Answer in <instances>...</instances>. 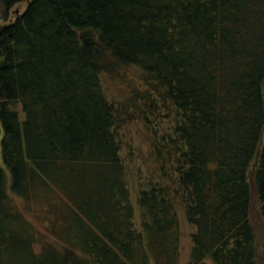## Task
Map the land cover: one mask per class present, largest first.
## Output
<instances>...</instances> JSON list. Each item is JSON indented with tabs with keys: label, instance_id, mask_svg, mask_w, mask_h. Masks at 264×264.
I'll return each mask as SVG.
<instances>
[{
	"label": "trees",
	"instance_id": "1",
	"mask_svg": "<svg viewBox=\"0 0 264 264\" xmlns=\"http://www.w3.org/2000/svg\"><path fill=\"white\" fill-rule=\"evenodd\" d=\"M21 2L0 0V264H180L183 213L186 264H264V0H28L11 21Z\"/></svg>",
	"mask_w": 264,
	"mask_h": 264
},
{
	"label": "rangeland",
	"instance_id": "2",
	"mask_svg": "<svg viewBox=\"0 0 264 264\" xmlns=\"http://www.w3.org/2000/svg\"><path fill=\"white\" fill-rule=\"evenodd\" d=\"M28 0H22V2L18 5H16L13 9V12L11 13L10 20L13 21L16 16L21 15L27 5ZM110 95L113 97V93H110ZM140 133H142V130L140 128L139 124L131 123L127 126H123L122 129L118 132V137L122 142V150L121 155L123 158L132 163H135V166H139V163L136 161L137 155H133L131 153H135V148L138 147L142 143L140 138ZM146 149V148H145ZM137 187V184L135 185L134 181H131V189ZM55 195L57 197H61L59 193L54 190ZM15 203L17 207V211L20 213V215L23 217L25 222L28 223L30 227L34 229L37 233V240L40 243H44L48 237H52L53 233L50 232V228H52V223H50V219L47 217V213L45 212L44 208L41 206L40 203L34 202L33 204L28 203L27 201H23L22 199L15 198ZM53 203H56L59 205L58 198L53 197ZM70 208H72L70 206ZM60 214L61 219L66 221L67 220V214L69 213L67 208L65 210L62 208L58 210L56 208V214ZM256 219L252 218V223L256 225L255 223ZM58 233L60 232L57 228L54 229ZM192 232L191 226L186 221L184 213L180 214V235H181V262L180 264H186L190 252V234ZM37 250L38 247L36 248Z\"/></svg>",
	"mask_w": 264,
	"mask_h": 264
}]
</instances>
